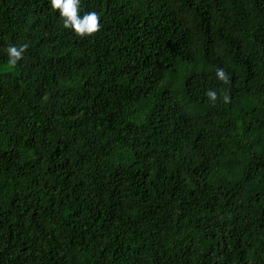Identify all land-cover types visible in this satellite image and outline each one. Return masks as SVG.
Returning a JSON list of instances; mask_svg holds the SVG:
<instances>
[{
  "label": "trees",
  "instance_id": "trees-1",
  "mask_svg": "<svg viewBox=\"0 0 264 264\" xmlns=\"http://www.w3.org/2000/svg\"><path fill=\"white\" fill-rule=\"evenodd\" d=\"M80 9L0 0V264H264V0Z\"/></svg>",
  "mask_w": 264,
  "mask_h": 264
},
{
  "label": "clouds",
  "instance_id": "clouds-1",
  "mask_svg": "<svg viewBox=\"0 0 264 264\" xmlns=\"http://www.w3.org/2000/svg\"><path fill=\"white\" fill-rule=\"evenodd\" d=\"M80 2L81 0H50L52 10L59 11L63 27L72 30L76 36L83 38L99 32L102 26L100 24V16L97 12L89 11L80 15ZM27 48V44L9 46L6 49L9 65L15 67L23 59ZM216 76L224 84L229 82V77L224 69H218ZM206 96L213 104L218 99L217 92L214 90L207 91ZM224 100L227 102V97H224Z\"/></svg>",
  "mask_w": 264,
  "mask_h": 264
}]
</instances>
